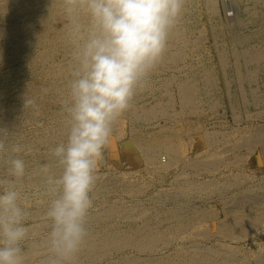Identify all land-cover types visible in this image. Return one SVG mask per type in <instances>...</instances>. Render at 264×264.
Instances as JSON below:
<instances>
[{"label":"bare ground","instance_id":"bare-ground-1","mask_svg":"<svg viewBox=\"0 0 264 264\" xmlns=\"http://www.w3.org/2000/svg\"><path fill=\"white\" fill-rule=\"evenodd\" d=\"M66 25L62 0H0V180L9 156L25 161V264H47L38 171L66 140ZM218 108L225 131L210 127L224 119H190ZM262 121L264 0H187L148 87L114 125L76 264H264Z\"/></svg>","mask_w":264,"mask_h":264},{"label":"clouds","instance_id":"clouds-1","mask_svg":"<svg viewBox=\"0 0 264 264\" xmlns=\"http://www.w3.org/2000/svg\"><path fill=\"white\" fill-rule=\"evenodd\" d=\"M187 0H62L71 49L66 140L51 148L38 175L49 203L45 216L47 264H76L86 243L92 193L114 125L131 109L163 61L179 28ZM35 103L25 99V107ZM0 139V154L6 152ZM20 146L11 152L18 153ZM9 179L0 180V264H25L31 232L23 206L25 161L7 159Z\"/></svg>","mask_w":264,"mask_h":264},{"label":"rangeland","instance_id":"rangeland-1","mask_svg":"<svg viewBox=\"0 0 264 264\" xmlns=\"http://www.w3.org/2000/svg\"><path fill=\"white\" fill-rule=\"evenodd\" d=\"M206 116V117H205ZM203 117V116H202ZM201 117V119H197L194 115H190V119L192 120V122H194V123H198V121L200 122V123H206V124H211V122H210V119H211V117H213V118H215V119H224L225 120V124L224 125H220V124H216V125H211L210 127H214L215 129H217L218 131H225L226 130V128L228 127H231V126H233V123H232V121H231V116H230V114L228 113V114H226V115H224L223 114V112L221 111V109L220 108H218V109H216V111L214 112V115H213V113H209V116H207V114H206V112L204 113V117L205 118H202ZM264 123V121H262V124ZM231 125V126H230ZM209 127V128H210ZM118 161V160H117ZM119 162V161H118ZM128 163H129V165L130 164H132L133 162H131V161H127ZM240 164V162H237V168H238V165ZM135 166H139V164L138 163H136V165ZM117 168L116 169H122L123 167L118 163V166H116ZM140 167V166H139ZM235 170H237V169H235ZM100 172H105V167H102L101 165H100V167H99V171H98V173H100ZM235 172H239V171H235ZM214 197H210L206 202H205V204H207L208 206H207V208H212V210L213 211H220V209H221V207H220V204H219V201H217L215 198L213 199ZM216 200V201H215ZM221 216V215H220ZM264 242V241H263ZM245 244H247V243H245Z\"/></svg>","mask_w":264,"mask_h":264}]
</instances>
